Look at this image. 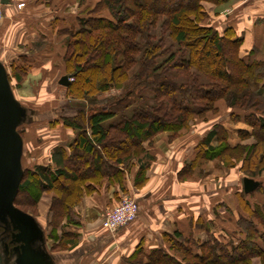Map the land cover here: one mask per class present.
<instances>
[{"label":"trees","instance_id":"trees-1","mask_svg":"<svg viewBox=\"0 0 264 264\" xmlns=\"http://www.w3.org/2000/svg\"><path fill=\"white\" fill-rule=\"evenodd\" d=\"M229 1L100 0L86 18H77L75 26L63 32V69L66 77L73 78L65 91L80 100L114 88L120 94L97 100L89 114L79 110L62 118L73 139L66 149H53L49 165L23 172L22 180L31 176L35 181H20L13 205L21 209L20 196L30 188L32 209L41 194L51 193L53 224L70 221L71 208L103 182L123 191V167L139 159L146 143L150 145L161 133L174 138L194 116L202 118L214 111L219 100L232 111L231 122L240 120L249 130H237L238 141L232 143L223 127L214 125L204 150H199L188 170L199 160L219 158L229 165L242 164L249 179L254 180L256 169L264 173V60L242 57V38L232 28L219 32L203 25L205 3L218 7ZM102 10L108 17L99 15ZM251 137L254 144L241 146V141ZM212 139L216 146L210 144ZM143 172V165L138 166V174ZM255 192L261 194L262 202L247 208V218L237 222V240L198 245L179 239L177 233L178 243L163 235L170 248L181 254L179 261L159 250L144 256L137 249L127 263L142 264L145 257V264H251L253 257L264 258L262 182Z\"/></svg>","mask_w":264,"mask_h":264},{"label":"crops","instance_id":"crops-1","mask_svg":"<svg viewBox=\"0 0 264 264\" xmlns=\"http://www.w3.org/2000/svg\"><path fill=\"white\" fill-rule=\"evenodd\" d=\"M71 1L76 3L79 11L69 12L68 3ZM77 1L0 0V64L11 76L10 89L15 87L23 96L52 87L50 68L55 72L61 69L55 63L61 60L64 53L57 41L65 30L75 26L83 9L81 2ZM19 4L23 6L18 8ZM215 19L220 21L219 32L232 28L242 38V57L264 60V0H238L230 10ZM60 88L62 90L55 91L62 96L64 87ZM231 112L228 110L224 121H216L213 126H222L230 142L235 143L238 141L235 132L248 127L240 120L231 122ZM48 122L43 127L44 131L40 132L47 151L43 150L46 152V164L43 166L50 164L54 148L66 149L74 137L61 120H56L54 127L52 120ZM211 130V127L203 128L200 134H196L198 136L179 143H169L167 134L157 136L145 146V152L125 173L123 191L118 185L104 182L94 193L82 196L71 208V220L68 222L63 219L59 224L47 227L36 217L26 214L37 225L39 235L31 236L30 229L28 233L21 232L20 225L9 219L6 224L0 221L4 227V235H0V264H128L127 259L137 249H141L144 256L159 250L179 261L181 254L170 248L163 235L170 236L177 243L181 239L198 245L211 240L219 244L237 240L240 229L236 227L235 220L237 216L247 218L245 212L257 205L253 199L255 195H260L259 192L244 195L240 185L230 187L226 183L200 190L183 187V193H177L181 189L177 177L189 171L188 165L199 150H204L203 143ZM58 133L62 135L59 137ZM214 143L212 139L210 144ZM140 165L144 167L142 175L138 174ZM207 173L211 174L210 171ZM135 182L141 186H135ZM126 194L137 195L138 200L140 198L137 201L138 215L134 222L110 234L101 227V220L104 213ZM51 197L45 198V216H49ZM176 233L179 239H176ZM190 248L199 253L196 247ZM145 263L144 257L142 264Z\"/></svg>","mask_w":264,"mask_h":264},{"label":"rangeland","instance_id":"rangeland-1","mask_svg":"<svg viewBox=\"0 0 264 264\" xmlns=\"http://www.w3.org/2000/svg\"><path fill=\"white\" fill-rule=\"evenodd\" d=\"M237 1L238 0H230L228 3L218 6V7L205 3L204 10L207 13V20L203 22V25H211L216 29H220L221 28L220 21L215 18L222 16L223 13L230 10L231 7H233ZM77 2H80V1L78 0ZM98 2H100V0H85L83 3H81L83 5V9L79 12L80 16H78V18H86L87 12L90 11ZM68 5H69L68 9L69 8L71 9L69 10V12L79 11L78 9L79 7L78 8L75 7L76 3L71 1L70 3H68ZM101 12L102 13L99 14L100 16L108 17L107 11L102 10ZM65 39H66V36L63 35L62 38L58 39L57 41V42H60L61 44V47H60L61 50L64 49ZM55 64L61 67V69L57 70L55 68L57 70V72H55L52 68H50V72H49L50 74L48 73L52 77L51 78L52 87H50V89L47 87L41 88L37 94H31V95L25 94L21 96L20 94H18L15 87L12 86L11 88L13 92V97L16 100V102L19 101V104L21 103L22 105L21 104L20 105L22 107L29 110L32 113V118H33V121L30 124L21 125L17 131L19 134V137L22 140V157L20 161H21V167L23 169V172L25 173L26 172L31 173V169L35 168L36 166H40V165L42 166L43 164H46L44 155L47 151L44 145V139H43L44 136H42L43 134H40V132L44 131L43 127L46 125V123H49L48 121L52 120L51 124L53 123L54 125L53 124L52 125L54 127L56 120L62 121V118L72 117L76 115V113L79 110H84L86 114H89L92 111V109H95V105L93 104L97 100L116 98L119 96L118 94H120V90L114 88L104 93L95 94L93 97L80 100L75 97L68 96L67 92L64 89L63 94H61L63 97L59 96V94L56 93V91L62 90V88H60L61 86L58 84L59 83L58 81L63 76H65V73L63 69L62 59L56 62ZM62 70H63V73H62ZM7 79H8V82L11 81V76L9 75V73L7 75ZM68 81L72 82L73 78L68 77ZM66 105H68V107L71 108L72 110L67 109ZM228 110L229 108L227 107L225 101L223 100L217 101L215 103L214 111L205 113V115L202 118L194 116L193 121L189 123L186 128L180 130L175 135L174 138L168 137L167 138L168 142L170 143V142L177 141V143H179L185 140L186 138H192L194 135L200 134V130H202L203 128L204 129L208 127L213 128L214 122L216 121L220 122V120L224 121V118ZM34 119H35V122H34ZM105 124L107 125L110 124V121H108ZM237 127H240V125ZM163 134L168 135V133H161L159 135L161 136ZM58 135L60 137L62 134L58 133ZM240 144L243 147L251 146L252 144H254V139L252 137L248 138L244 141H241ZM213 146H216V143H214ZM44 149L46 151L45 153L43 152ZM80 161L81 160H78L75 163L73 162L72 168L76 167L77 162L79 164ZM241 166L242 164L240 163L229 165L228 163L222 162V160H220L219 158H209L208 160H203L201 162L199 160L197 162V165H195L190 171H188L186 174H180L179 177H177L179 186H181V189H179L177 193L182 194L183 191L185 190V189H182L183 187L187 189L191 188L195 190H198V189L200 190L203 187L205 188L216 187L217 185L219 186V185L226 184V183L228 184V186L230 185L233 186V185L238 184L241 186V189H242V180L243 178H248V176L246 173L242 172ZM131 167H132V164L130 165L129 168H127V165H124L123 168L126 174L127 172L130 171ZM207 171H210L211 174H208ZM256 172L257 173L254 176V180L261 181L262 185L264 186V173L260 174V171L258 169H256ZM21 180H22V177H21ZM27 180L30 182L35 181L34 179H31V176L30 177L24 176L22 182L27 181ZM138 186H141V184H138ZM50 195L53 196L51 193L41 194V197L39 200L40 202L38 201L36 206L32 209L31 208V196H34V192H32L30 188L28 193H26L23 196H20L21 199L24 201V205L21 207V209L17 208L15 205L14 207L15 209H17L18 211L24 214L36 217L37 219L40 220V222L43 225H46L47 227L49 226L51 227L53 224L52 214L49 212V216L44 215L45 214L44 202H46L45 198L47 196L49 197ZM123 196L133 198L136 203L137 201H140V198L139 200L136 199L137 195L134 196L133 194L132 195L126 194V195H122L121 197ZM261 199H262L261 194L259 196L255 195L253 202L259 205V203L261 202ZM50 204H51V201H50ZM117 204L118 203H116L115 206ZM138 210H139V206H138ZM2 218H3V221L1 222L6 224L8 218L6 217H2ZM240 219H241L240 216H237V219L235 220L236 227H238L237 222L240 221ZM234 240L235 239L230 240V241H234ZM251 264H264V258L253 257L251 259Z\"/></svg>","mask_w":264,"mask_h":264},{"label":"water","instance_id":"water-1","mask_svg":"<svg viewBox=\"0 0 264 264\" xmlns=\"http://www.w3.org/2000/svg\"><path fill=\"white\" fill-rule=\"evenodd\" d=\"M68 83L66 76L59 80V85L63 87ZM32 121V113L14 99L5 69L0 64V221H3L2 217H6L19 224L21 232L31 231V236H35L39 232L33 219L13 205L23 173L20 161L21 138L17 128ZM260 186L261 182L253 179L242 180V190L246 195L255 192Z\"/></svg>","mask_w":264,"mask_h":264},{"label":"built area","instance_id":"built-area-1","mask_svg":"<svg viewBox=\"0 0 264 264\" xmlns=\"http://www.w3.org/2000/svg\"><path fill=\"white\" fill-rule=\"evenodd\" d=\"M23 4H19L18 8ZM2 20V14L0 11V22ZM138 204L133 198L123 196L119 200L118 204L106 211L101 220V227L110 234H113L131 224L137 217Z\"/></svg>","mask_w":264,"mask_h":264},{"label":"flooded vegetation","instance_id":"flooded-vegetation-1","mask_svg":"<svg viewBox=\"0 0 264 264\" xmlns=\"http://www.w3.org/2000/svg\"><path fill=\"white\" fill-rule=\"evenodd\" d=\"M0 235H1V236L4 235V227H2L1 225H0Z\"/></svg>","mask_w":264,"mask_h":264}]
</instances>
